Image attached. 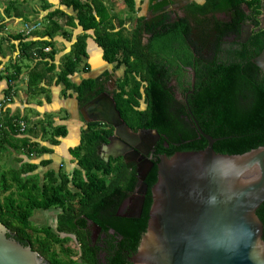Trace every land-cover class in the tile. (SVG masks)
Listing matches in <instances>:
<instances>
[{"label": "trees", "instance_id": "trees-1", "mask_svg": "<svg viewBox=\"0 0 264 264\" xmlns=\"http://www.w3.org/2000/svg\"><path fill=\"white\" fill-rule=\"evenodd\" d=\"M261 3L262 0L191 2L175 27L164 23L162 14L150 19L136 15L133 0H126L130 14L125 19L115 14L109 17L99 0H62L63 5L76 11V17L60 9L50 12L40 40L20 37V54L26 61L37 56L52 59V37L59 30L67 33L64 24L73 26L76 19L83 33L64 57L57 81L64 85L65 92L75 94L80 107L104 90L108 77L107 73L87 78L78 85L69 79L86 56V32L92 30L104 60L114 70L124 68L112 93L121 118L132 131L156 130L160 135L157 152L171 156L175 152L205 149L207 140L200 128L217 139L213 143L215 152L241 154L264 146V71L254 63L264 49V29L255 31L260 23ZM165 4L151 5L149 10L155 13ZM220 14L223 19L217 17ZM126 21L132 23L129 30ZM246 21L254 27L249 37L241 41V26ZM46 47H51L47 54ZM184 67L195 72L194 89L187 95L186 104L183 99L177 100L167 86L173 77L179 82L186 76ZM20 72L19 63L5 73L0 69V81H12ZM35 73L31 70L28 78L30 91L43 76ZM141 102H145V108H140ZM15 121L0 119V223L8 235L30 245L49 264H100L85 238L90 220L102 230L115 229L126 240L123 249L134 253L147 226L158 159L153 160L144 180L147 192L141 216L115 217L119 204L136 188L137 178L133 165L122 159L105 161L98 154L99 147L112 134V127L101 122L86 123L79 145L70 150L74 169L70 173L50 169L40 176L37 165L29 160L50 149L22 136L26 129L21 131ZM65 134L63 127L54 129L51 144H57L56 138ZM9 150L23 153L24 157L8 155ZM40 164L47 166L49 161ZM52 208L58 210L55 228L31 224L34 211ZM256 214L263 224L264 240V202ZM63 234L75 237L80 253L64 247L68 237L63 238ZM77 253L79 258L73 260ZM123 258L116 255L112 264H122Z\"/></svg>", "mask_w": 264, "mask_h": 264}, {"label": "water", "instance_id": "water-1", "mask_svg": "<svg viewBox=\"0 0 264 264\" xmlns=\"http://www.w3.org/2000/svg\"><path fill=\"white\" fill-rule=\"evenodd\" d=\"M259 22L264 29V0ZM254 63L264 71V49ZM80 113L85 123L112 127L102 154L98 152L105 161L110 157L139 161L160 138L153 129L132 131L105 92ZM198 129L207 140L205 149L158 157L147 226L130 257L132 264H264L263 224L256 214L264 202V146L241 154L217 153L213 149L217 139ZM153 165L150 160L137 163L141 200ZM0 264L45 263L0 223Z\"/></svg>", "mask_w": 264, "mask_h": 264}, {"label": "crops", "instance_id": "crops-1", "mask_svg": "<svg viewBox=\"0 0 264 264\" xmlns=\"http://www.w3.org/2000/svg\"><path fill=\"white\" fill-rule=\"evenodd\" d=\"M99 1L105 7L109 17L115 14L117 18H126L122 17L128 10L126 0ZM133 1L137 15L143 16L140 12L149 10L151 5L166 2L164 8L171 9L175 3L178 4L182 0H153L152 3V0ZM183 1L185 4L202 2V0ZM56 9L76 17V11L72 7L63 5L62 0H0V24H2L0 27V69L5 73L14 63L21 65V72L16 78L9 82L6 79L0 81L1 120L25 121L26 130L22 136L50 149V152L32 156L29 160L37 165L36 172L40 176L50 169L55 171L62 169L66 173L74 169L75 161L70 155V150L79 145L82 129L86 125L75 94L71 91L65 92L64 85L57 81L64 57L71 51L78 35L83 33V29L77 25V20L74 19L73 26L64 24L63 28L67 33L59 30L52 37V59L47 56L42 58L37 56L27 61L21 58L20 37H25L26 40H40V33L44 29L47 14ZM27 23H39L40 28L25 35L24 25ZM114 23H117V19ZM86 33V56L77 71L69 76L74 85L80 84L87 78L111 74L113 69V66L104 60L102 48L97 44L93 31L89 30ZM48 48L51 49V47ZM45 52L47 54L49 51ZM31 70L35 71V74L43 75L31 87L32 92L28 87ZM58 127L65 128L66 134L63 137H57L58 143L52 145L50 139L54 129ZM7 154H12L11 156L16 158L24 157L23 153H16L12 150H9ZM46 160L49 161L47 166L40 164Z\"/></svg>", "mask_w": 264, "mask_h": 264}, {"label": "flooded vegetation", "instance_id": "flooded-vegetation-1", "mask_svg": "<svg viewBox=\"0 0 264 264\" xmlns=\"http://www.w3.org/2000/svg\"><path fill=\"white\" fill-rule=\"evenodd\" d=\"M186 5L187 4H185L184 1H183V3H181L179 1L177 6L174 8H171V9L164 8L162 10L156 11L150 17H146V16L145 17H146V19H150V18H153L154 16L162 14V15H165L163 18L164 23H166V24L169 23V24H172L173 26L176 27L175 23L179 21V18L184 16V10H185ZM220 15H221V18L223 19L224 15L223 14H220ZM260 15H259V20H260ZM219 16L217 15V17H219ZM253 27H254V25L252 23H250L249 21H246L243 23V25L241 26V34H240L241 41H242V39H244V37H246V39L249 37L251 29ZM258 29H262V28H260V25H258V27L255 31H257ZM145 37L146 36H144V38ZM183 71L185 72V75H186L185 77H181L179 79V82H178L176 79V76H175L171 79V81L167 84V86L171 88V91L173 92V96L177 100L183 99L184 103L186 104L187 103L186 102L187 95L189 93H192L193 89H194L195 72L191 67H184ZM123 73H124V68L122 69L120 74L115 73V70L112 69V73L108 74L107 80L104 83L105 88L101 93L105 92V93L109 94L110 96H112V93H113L114 89L116 88V81L118 80V78H121L123 76ZM101 93H99L98 95H100ZM140 108H145V102H141ZM139 130H141V129H139ZM158 141L159 140H157L154 143V145L152 146L148 155H145L142 158H140L141 156L139 157V161L136 160V161H130V162L126 163L121 157H118L115 159H122L124 161V163L133 165L135 172H136L137 163L144 162L145 160L153 161L155 159H158V157L160 155H162L161 153L157 152ZM106 143H108V141ZM103 144L98 149V152L101 154H102ZM110 159H114V158L110 157L109 160ZM137 189H138V181H137V186L133 190V192L130 193L129 195H127L122 200V202L119 204V206L117 207L116 212L114 213L115 217L139 218L141 216L143 205H144V200H145V198H144L145 195H143V199L141 200V195L137 193ZM57 213H58V211H56V215H57ZM54 222L55 223H54L53 228H55V226H56V216H55ZM94 225H96V224H94L93 222H90V220H88L86 227H85V231H84L87 245L90 248V250H91L90 252L93 255V257L97 258L99 260L100 264H112V259L116 255L119 254L122 257H124L123 258L124 261L122 262V264H132L130 262V257L135 252L130 254L127 250L123 249V247L126 246V244H127L126 240H124L122 238V236L118 235V233L115 231V229H113L111 227H108V228H105L104 230H102V228L100 226L96 225L97 226L96 227ZM45 227H49V226H45ZM61 236L63 238L68 237V239L64 243V247H67L72 251L71 247L66 245L67 241L70 240L73 243V247L76 249V252L80 251V248L76 244V241H75L76 239L73 235L63 234ZM136 249H137V247H136ZM78 258H79L78 253H77V255H74L72 257L73 260H77ZM43 260H44L45 264H49L48 260H46L44 258H43ZM79 262L80 261H78V263ZM118 264H121V262Z\"/></svg>", "mask_w": 264, "mask_h": 264}, {"label": "rangeland", "instance_id": "rangeland-1", "mask_svg": "<svg viewBox=\"0 0 264 264\" xmlns=\"http://www.w3.org/2000/svg\"><path fill=\"white\" fill-rule=\"evenodd\" d=\"M180 2L183 3V1H180ZM176 6H177V4L175 3V5H173L172 7L174 8ZM125 12L126 13H124L122 15V17H127L130 14L128 10ZM137 14L138 13H136V15ZM140 14H143L146 17H150L151 15L154 14V12H152V11L149 12L148 10H146V11H141ZM136 15L134 14V16H136ZM219 17L221 18V15ZM126 28L128 30L131 29L132 23L129 21H126ZM122 69L123 68L121 67L120 70H115V73L120 74ZM10 158H12V157L10 156ZM13 163L15 164V162L12 161V164ZM38 211H42V210H38ZM56 211H58V210L55 208H52V209L47 210V211H42V212H37V210H36L33 212L32 217L30 219V222L32 225L37 226V227H45V226L54 227ZM66 245L70 246L72 251L76 252V249L73 247V243L70 240L67 241Z\"/></svg>", "mask_w": 264, "mask_h": 264}, {"label": "built area", "instance_id": "built-area-1", "mask_svg": "<svg viewBox=\"0 0 264 264\" xmlns=\"http://www.w3.org/2000/svg\"><path fill=\"white\" fill-rule=\"evenodd\" d=\"M40 28V24L39 23H33V24H25L24 25V33L25 35H28L36 30H38ZM44 51H49V48L46 47L44 48ZM1 110H2V104L0 103V119H1ZM15 125L21 130H25L26 128V124H25V121L23 120H18V121H15Z\"/></svg>", "mask_w": 264, "mask_h": 264}]
</instances>
